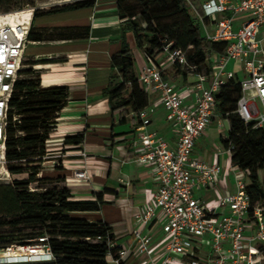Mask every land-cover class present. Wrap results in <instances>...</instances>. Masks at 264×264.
<instances>
[{
  "label": "built area",
  "instance_id": "1",
  "mask_svg": "<svg viewBox=\"0 0 264 264\" xmlns=\"http://www.w3.org/2000/svg\"><path fill=\"white\" fill-rule=\"evenodd\" d=\"M66 1L77 0L56 3ZM184 3L204 40L224 42L225 49L221 54L212 55L208 73L193 64L186 51L170 49V42L164 45L162 53L166 61L184 75L194 77L193 101L188 105L184 100L190 90L177 91L164 78L158 63L145 60L139 69L136 78L141 87L159 93L175 143L170 147L162 136L148 129L152 108L146 106L130 112L138 122L136 130L141 142L133 160L151 167L154 200L135 216L137 227L127 246H118L114 240L107 243V264H126L129 257H146L144 264H264V198L252 199L247 192L245 172L232 165L235 191L222 194L213 208L207 207L195 193L201 189L212 190L223 169L218 162L208 163L193 156L195 144L217 113L215 96L230 81L240 87L235 113L245 124L264 129V0H184ZM33 11L34 8H25L0 13V178L3 174L10 178L6 161V130L12 112L9 102L14 84L24 78L21 71L25 69L26 46L31 44L27 36ZM225 14L228 16L224 17ZM137 18L144 28L145 23ZM232 61L241 64L245 73L243 81L228 70ZM11 121L18 122V116L13 114ZM218 125H222V119ZM56 131L55 127L51 135ZM51 135L45 143L40 167L50 163V168L55 169L64 165L65 144L64 140L54 143ZM57 145L62 148L48 149ZM219 147V155L232 156L233 145L224 147L219 143ZM79 156L86 157V154L82 152ZM72 178L87 182L90 176L85 170H77ZM156 210L162 212L164 219V253L159 261L151 257L154 245L150 228L156 220ZM28 247L32 248L30 252L36 249L43 254L15 262L8 260L5 264L53 260L46 238H39L37 245ZM201 251L207 252L204 260L197 257Z\"/></svg>",
  "mask_w": 264,
  "mask_h": 264
},
{
  "label": "trees",
  "instance_id": "2",
  "mask_svg": "<svg viewBox=\"0 0 264 264\" xmlns=\"http://www.w3.org/2000/svg\"><path fill=\"white\" fill-rule=\"evenodd\" d=\"M15 1L0 0V13L22 10L23 6ZM34 3L35 0L24 2L34 8L32 18L90 8L95 0H77L48 11L38 10ZM116 11L127 25L122 28L120 49L111 56L112 73L102 94L108 98L112 113L120 111V123L125 121L127 110L135 112L148 105L147 92L134 73V57L125 39L126 30L132 32L144 59L155 63L164 45L170 42V49L186 51L193 64L209 73L212 55L221 54L225 49L224 42L204 40L184 0H116ZM137 16L143 19L144 28ZM27 38L41 37L32 36L29 29ZM31 73V70L21 71L22 75ZM40 85L39 79L16 81L9 102L12 112L6 130V161L10 182L0 183V250L10 247H20L13 249L20 250L37 245L39 238H46L52 261L17 264H107V243L114 240L112 228L102 221H89L83 215L99 211L104 203L103 193L96 194L92 202L75 201L71 188L65 185L34 187L38 183L64 182L63 177L38 174L41 157L46 152L45 143L56 127L57 114L67 104L69 89L61 85ZM239 96L238 83L230 81L222 86L215 96L216 112L229 124L222 144L234 146L231 162L245 172L247 192L256 200L264 198V187L258 179V172L264 169V129L245 124L235 113ZM13 114L18 116V122L11 121ZM83 142V133L64 138L65 145L81 146ZM55 169L61 170V167Z\"/></svg>",
  "mask_w": 264,
  "mask_h": 264
},
{
  "label": "crops",
  "instance_id": "3",
  "mask_svg": "<svg viewBox=\"0 0 264 264\" xmlns=\"http://www.w3.org/2000/svg\"><path fill=\"white\" fill-rule=\"evenodd\" d=\"M71 2H45L37 4L40 11L62 6ZM127 22L120 20L116 11V0H97L93 7L73 11L43 14L32 18L30 31L40 39L29 40L26 46L25 60H32L41 69V86H65L69 89L67 104L58 114L56 132L51 135L54 143H60L66 136L84 134L81 146L65 145L49 147L50 151L63 149L66 154L61 170L50 169L45 177H63L64 182L55 183L71 188L75 201H95L96 194L103 193V204L99 211L84 213L89 221H102L112 228L114 242L118 246H127L137 225L135 216L141 213L154 200L155 184L152 169L148 165L134 162L141 146L136 130L138 122L127 110L125 121L120 123L121 114L111 112L108 98L102 94L106 87L111 69V56L120 49L122 28ZM86 30V31H85ZM125 39L134 57V73L145 64L144 53L138 49L131 31H125ZM59 60V61H58ZM156 61L163 71L164 78L172 82L177 91L189 89L185 98L186 105L193 101V76L184 75L181 70L166 61L161 53ZM236 64L237 61H232ZM148 107L153 109L148 129L157 132L172 147L175 136L165 120L159 93L146 91ZM217 114V113H216ZM215 114V116H216ZM214 116V117H215ZM214 119V118H213ZM213 121V120H212ZM229 129L226 120L222 125L211 123L202 133L194 147L193 156L199 160L221 164L222 175L212 190L201 189L195 196L213 208L218 198L226 192H234V176L231 156L197 154L195 151L212 127ZM223 139L221 136L219 140ZM84 152L86 157L79 156ZM226 156L229 164L226 165ZM85 170L90 176L87 182L73 180V172ZM42 172H40V176ZM223 185L224 187H222ZM223 211L222 213H226ZM162 212L156 210V220L150 228L153 242L151 257L159 261L164 253ZM206 251L197 257L204 260ZM146 257H129L126 264H144Z\"/></svg>",
  "mask_w": 264,
  "mask_h": 264
},
{
  "label": "rangeland",
  "instance_id": "4",
  "mask_svg": "<svg viewBox=\"0 0 264 264\" xmlns=\"http://www.w3.org/2000/svg\"><path fill=\"white\" fill-rule=\"evenodd\" d=\"M57 2L59 0H35L34 6H37V4L40 3H45V2ZM16 4H18V6H23V9L25 8H31L29 6L24 5L25 0H16L15 1ZM16 11V10H15ZM228 15L225 14L224 17H227ZM140 20L143 22V19L141 18V16H139ZM27 58V56H25V59ZM23 64H30V65H24V70H31V74L29 75H24V78H29V79H39L40 83H41V77H42V72L41 69H39L38 67H33L35 66L34 61L32 60H25ZM228 70L232 71L233 73L237 74L238 80L239 81H243L245 79V73L244 70L241 66V64L239 62H237L236 64L234 63H230L228 65ZM41 86V85H40ZM42 87V86H41ZM218 120H220V117L218 116V114H216V116L214 117L212 123H218ZM228 132L226 127L224 126L223 128H217L216 125L212 127V130L209 131L208 133H204V137L203 139L200 141V145L198 146L197 150L195 151V153L197 154H211L214 155L219 149V143H222V139L219 140V137L221 136L223 139L227 136ZM52 148V147H51ZM230 160L229 157L226 156V165L229 164ZM50 163H45V167H40V172H42V175H44V172L47 170H50ZM258 179H259V183H261V185L264 187V169L260 170L258 172ZM10 182V178H5L4 174L1 176L0 178V183H9ZM54 186H60L54 183H49V184H44V183H38L36 185H34V187H43V188H52ZM222 187H224L223 185H221ZM8 249H16V247H10ZM7 249V250H8ZM0 264H5L6 262L8 263L9 259L6 258H2L1 254L4 252L2 250H0ZM37 258V257H36ZM32 259V258H31ZM11 261V260H9Z\"/></svg>",
  "mask_w": 264,
  "mask_h": 264
},
{
  "label": "bare ground",
  "instance_id": "5",
  "mask_svg": "<svg viewBox=\"0 0 264 264\" xmlns=\"http://www.w3.org/2000/svg\"><path fill=\"white\" fill-rule=\"evenodd\" d=\"M19 248L20 247L16 249H19ZM31 249H32L31 247H28V249H26L25 247L20 250L8 249L4 251L1 254V256L2 258L11 260L10 262H15V261L24 260V259H30V258H36V257L38 258L43 254L40 250H36V249L30 252Z\"/></svg>",
  "mask_w": 264,
  "mask_h": 264
}]
</instances>
